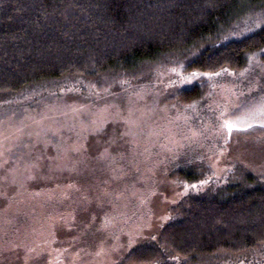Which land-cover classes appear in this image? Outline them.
Here are the masks:
<instances>
[{"label": "rangeland", "instance_id": "374dc122", "mask_svg": "<svg viewBox=\"0 0 264 264\" xmlns=\"http://www.w3.org/2000/svg\"><path fill=\"white\" fill-rule=\"evenodd\" d=\"M249 6L226 38L264 15ZM183 62L0 99V264H118L210 180L264 188V61L207 75ZM194 87L200 98L184 102Z\"/></svg>", "mask_w": 264, "mask_h": 264}, {"label": "trees", "instance_id": "16d2710c", "mask_svg": "<svg viewBox=\"0 0 264 264\" xmlns=\"http://www.w3.org/2000/svg\"><path fill=\"white\" fill-rule=\"evenodd\" d=\"M241 4L264 14V0H0V99L62 78L136 71L164 56L182 55L190 72H242L251 59L264 61V15L228 39ZM181 95L192 102L201 93ZM253 182L210 180L205 195L180 204L155 239L118 264H264V188Z\"/></svg>", "mask_w": 264, "mask_h": 264}, {"label": "water", "instance_id": "95a60500", "mask_svg": "<svg viewBox=\"0 0 264 264\" xmlns=\"http://www.w3.org/2000/svg\"><path fill=\"white\" fill-rule=\"evenodd\" d=\"M229 125H226V129H227V132H228V134H230V132H231V130L233 129V127H228Z\"/></svg>", "mask_w": 264, "mask_h": 264}, {"label": "snow or ice", "instance_id": "6c2138e0", "mask_svg": "<svg viewBox=\"0 0 264 264\" xmlns=\"http://www.w3.org/2000/svg\"><path fill=\"white\" fill-rule=\"evenodd\" d=\"M228 127H230V128H231L232 126H231V125H229Z\"/></svg>", "mask_w": 264, "mask_h": 264}]
</instances>
